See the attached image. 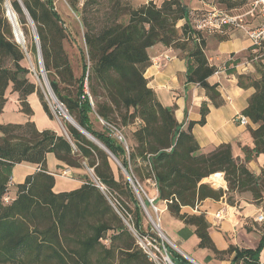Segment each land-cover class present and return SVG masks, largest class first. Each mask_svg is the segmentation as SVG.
Masks as SVG:
<instances>
[{
  "label": "trees",
  "instance_id": "obj_1",
  "mask_svg": "<svg viewBox=\"0 0 264 264\" xmlns=\"http://www.w3.org/2000/svg\"><path fill=\"white\" fill-rule=\"evenodd\" d=\"M54 1L10 0V7L25 40L31 42L28 19L35 28L44 72L57 102L103 149L68 122L63 124L67 137L50 130L39 132L31 121L0 124V264H154L129 231L147 237L141 206V202L146 208L150 205L146 183L156 193L152 204H166L169 214L184 226L179 236L188 239L194 235L198 249L210 253L207 261L232 258L230 264H261L264 232L255 249L229 245L220 251L209 236L205 214L182 210L193 209L205 200L219 202L224 197L232 207V192L249 193L257 205L264 198V169L256 176L246 168L253 159L264 157V54H252L250 47L247 60L254 72L236 75L240 89L254 90L241 113L255 126L248 129L252 147L241 149V161L233 158L229 144L205 154L191 130L205 124L207 105H201L199 121L188 123L183 130L175 120V108L162 106L148 87L144 77L150 66L148 50L161 45L185 53V82L197 85L212 105L219 107L217 86L207 82L216 67L210 66L206 58V37L225 42L230 29L211 34L197 31L195 21L207 12H191L181 0H164L158 7L148 1L138 8L110 0L108 23L93 30L88 8L98 0H64L85 30L86 54L81 52V75L75 78L63 47L70 32ZM214 2L228 11L245 4ZM4 3L0 0V113L10 92L18 96L20 113L32 117L27 99L35 94L44 114L52 120V101L45 99L28 78L29 70L22 66L24 51L15 38L13 41L11 25L4 17ZM121 16L126 22L118 21ZM179 22L183 23L177 28ZM29 51L36 55L33 42ZM236 63L229 61L226 65ZM228 72L235 73L233 68ZM130 126L133 130L129 140L120 128ZM47 154L54 155L58 169L87 170L95 180L84 175L78 189L55 194V180L46 167ZM19 164L37 166L38 171L16 185L14 197L5 203L12 169ZM215 174H223L222 187L214 189L202 182ZM148 238L160 252L165 251L172 264H191L156 234Z\"/></svg>",
  "mask_w": 264,
  "mask_h": 264
},
{
  "label": "crops",
  "instance_id": "obj_2",
  "mask_svg": "<svg viewBox=\"0 0 264 264\" xmlns=\"http://www.w3.org/2000/svg\"><path fill=\"white\" fill-rule=\"evenodd\" d=\"M148 1H152L155 4V0H146L144 4H146ZM181 1L191 12H209L218 8L226 9L224 5L217 4L214 2V0ZM232 1H244L245 4L243 6L235 8L241 9L246 6L250 0ZM259 23V20H253L247 24V29H254L259 25ZM179 25L181 26L182 23ZM250 47V41L247 38L245 32L242 30L230 31L228 33V40L221 43L217 42L212 36L206 37L205 55L209 65L216 67L215 74L211 76L207 82L209 85L217 86V91L221 99V105L219 107L213 106L206 97L205 92L197 85L187 84L185 82V53H180L178 51L165 48L161 45H156L148 50L150 66L147 68L144 74V77L148 82V87L154 91L159 103L162 106L175 108V120L178 124L182 125L183 130L186 129L188 123L199 121L200 107L203 103L207 105L208 114L205 119V124L203 126L195 125L191 130V133L197 141L202 153L206 154L222 144H229L231 146L233 158L241 161L243 159L241 149L245 146L252 147V140L248 129H255V126L249 120L246 126H239L234 122V118L237 115H241L242 111L247 107L248 99L254 92L253 89H240L237 85L236 79V75L253 74L254 72L251 62L247 60ZM234 60H237L238 63H236V65L231 64L229 67H227L226 63L229 61L233 62ZM262 63L264 64V59L262 60ZM232 68L235 73L228 72V70ZM10 101L15 105L16 111L20 113L18 96L10 92L7 93V102L2 113H4L6 106ZM27 102L33 113L42 109L35 94L29 96ZM25 119L26 120L23 124L31 121L34 123L37 131L40 132L45 130L44 126L42 125L45 124L44 118L40 117L39 121H35L33 116L30 118L26 117ZM58 165L59 163L54 156L51 158L50 154L46 155L47 171L54 177L55 183L57 179H62L64 182L61 184L68 185L72 190L78 189L83 184L82 176L88 175L87 170H72L65 167L58 169ZM55 168L56 170H54ZM246 168L250 173L256 176L259 175L260 171L264 169V157L261 155L253 159L246 164ZM37 171L38 167L34 165H16L12 169L11 179L8 184L10 185L9 189L15 190L16 185H18L16 182L22 184L27 176L33 175ZM221 185L222 180L220 178V182L217 184V186ZM53 192L55 194L61 193V191H55V184L53 187ZM155 196L156 193H154L152 199H154ZM242 202L247 204L245 205L246 207L252 208L249 214L246 213L245 208L242 207ZM161 204L167 211L166 204L164 202ZM222 208H227V215L226 213L224 215L223 212V220L216 221L219 224V230L223 231L224 234H228L230 232L233 235V242L236 244V247L242 249H255L258 246L261 236L264 232V222H255L256 216L264 213V198L260 201V204L257 205L249 193H244L235 196L232 207L227 205V203L223 202L222 200L219 202L205 200L193 209L184 208L182 212L188 214L203 213L206 215V213L213 212V210H215L214 212L216 213L217 211L222 210ZM225 216H227V219L224 221V218H226ZM209 217H211V215H209ZM180 224V229L176 231V241L175 243L172 241L171 242L175 245L177 250L188 259L185 253L179 249V245H182L183 242L187 240L183 239V237L179 236L178 234V232L184 227L181 222ZM244 231H246V234ZM211 239L214 241L216 247L220 248V250H225L229 246L228 245L225 248H222L221 246L223 245L217 234L216 237L212 236ZM217 244H219V246ZM197 245L196 249L202 250L198 249ZM209 255L210 253L208 252L207 256L204 257L203 264H209L211 260H215L212 258L210 261H207L206 258ZM231 259L232 258H229L222 262L224 264H228L230 263ZM191 263L198 264L195 261ZM260 263L264 264V247L260 253Z\"/></svg>",
  "mask_w": 264,
  "mask_h": 264
},
{
  "label": "rangeland",
  "instance_id": "obj_3",
  "mask_svg": "<svg viewBox=\"0 0 264 264\" xmlns=\"http://www.w3.org/2000/svg\"><path fill=\"white\" fill-rule=\"evenodd\" d=\"M145 1L146 0H121L120 4L122 6L129 5L130 7L138 8L141 5H143ZM162 2H163V0H155V5L158 7L161 5ZM8 3H9V8L11 9L10 0H8ZM81 4H82V2H81ZM54 7H55L56 11L58 12V14L60 15L61 19L63 20L65 26L67 27V29L70 32V39L67 38L63 42V47H64L65 53L68 56V60H69L70 65H71L73 75L75 78H78L81 75V52L83 51L86 54V50H85V46H84V42H83V34H84L85 30H83V28L80 25L79 19L76 17L75 14H73V12L70 10L69 6L67 5V3L64 0H55L54 1ZM110 7H111L110 0H98V3L96 5H92L90 8H88V18H89V22H90V25L92 26L93 30H99L100 28L104 27L106 25V23H108L109 18L111 16ZM4 9H5V5H4ZM218 9L219 10H226L223 8H218ZM10 11L12 12V10H10ZM226 11H228V10H226ZM5 13H6V11H5ZM13 15H14V13H13ZM15 19H16V17H15ZM126 20L127 19L124 16H121L118 19V21L122 22V23L126 22ZM180 23H183V22H179L177 24V28H179ZM17 27H18L19 33L22 34L19 26H17ZM30 38H31V42L25 40V38L23 37V40H24L23 41L24 42L23 47L18 45L24 51V60L22 61V66L29 70L30 75L28 76V78L31 81H33L39 87L43 96L47 100L45 87H44V84H43V81L41 78V73L39 71V65L37 62V57H36V55L33 56L29 51L31 43L32 42L34 43L32 32H31ZM13 41H14V37H13ZM15 41H16V39H15ZM86 92H87V90H86ZM53 105H54L53 102L51 104H49L50 111H51V114L53 116L52 120H50L46 117V115L43 113L42 109L40 111H35L33 113V118L35 121H39L40 117L44 118L45 124H42V125L44 126L45 130H50V131H53L57 134H60L61 136H64L66 131H65L63 124H64V122H67V120L64 118V116L61 112L58 113V110H56L55 107H53ZM63 111H64V109H63ZM25 118L26 117H24L22 114H20L16 111L15 105L10 101L6 106L4 113L0 114V124H23L24 121L26 120ZM132 130H133L132 126L124 127V128L122 127V128H120V133H123L127 137V139L130 140V132ZM120 133L117 132V135L119 136ZM118 139L122 140L121 135L118 137ZM53 156H54L53 154H50L51 158H53ZM54 170H56V168ZM87 174L89 175V177L92 181L95 180L90 171H88ZM210 177L203 180L202 182L206 183V184H212L211 183L212 177L211 178ZM62 182H64V180H62V179L56 180L55 191H57V192H59V191H61V192L72 191V189L68 185L61 184ZM16 184H21V183L16 182ZM146 185H147V183L144 185V189L147 192L146 197L148 198V200H151L153 198V195H154L153 189L150 186V184H148L147 186ZM211 186H212V188L217 189V187H214L213 185H211ZM8 193H9L10 197L13 198L14 194H15V190L9 189ZM103 193L105 195L104 191H103ZM237 194L240 195L243 193L232 192L229 194V196H230L229 198L232 199V201L234 202L235 196ZM136 195H137L138 199L140 200L138 193H136ZM222 201L226 202L225 197H224V199H222ZM109 203L113 207V210L115 211V213L117 215H119V217H120V214H119L117 208L115 207V205L111 201H109ZM245 205H247V204L242 202V207H244L246 210L245 212L249 214L250 211L252 210V208L246 207ZM142 210H143L142 225H143V230H144L147 237L137 236L132 231V229H129V231L134 236V238L136 240V244L138 245V247L143 251L144 254H146V256L149 259H152L150 261H152L154 264H171L166 260L168 257L167 254L164 251L160 252L158 250L157 246L155 245V243L153 241H151L148 238V236L156 234L164 244L168 245L171 249H173L175 251V249H177V248L175 247V245L173 243H175L176 238H177L176 237V231L178 229H180V227H181L180 222L177 219L173 218L169 214V212L166 211L165 207L161 203H157L156 206L153 204L152 205L150 204L148 208H146L144 206V207H142ZM214 211L215 210H213V212H208V213L205 212L206 213L205 218L207 219V222L210 225L209 226V233H210L211 238H212V236L216 237V234H217L218 237L220 238L222 245H223V246H221L222 248H225L228 245L235 246L236 244L233 242V235L230 232L228 234H224L223 231L219 230V227H218L219 224L213 218V216L215 214ZM222 211L224 212V215H225V213L227 215V208H222ZM210 213H212V214H210ZM209 215H211V217H209ZM225 217L226 218H224V221L227 219V216H225ZM121 220L123 221V223L125 225H128L124 218ZM155 225H158L161 233L166 238H168L170 240L169 244L166 243L165 240L159 235V232L156 230ZM244 232L246 234V231H244ZM109 234H111V233H108V235ZM213 243H214V241H213ZM196 245H197L196 237L192 236L189 239H187L185 242H183L182 245H179V249L185 253V255L188 257L189 260H193V261L197 262L198 264H203L204 257L207 256L208 252L203 251V250H197ZM214 245H215V243H214ZM217 245L219 246V244H217ZM106 246H108V245H106ZM215 247H216V245H215ZM216 249L220 250V248H218V247H216ZM175 252H177V251H175ZM188 259H186V260H188ZM209 264H224V263L222 261L215 259V260H211ZM228 264H230V263H228Z\"/></svg>",
  "mask_w": 264,
  "mask_h": 264
},
{
  "label": "built area",
  "instance_id": "obj_4",
  "mask_svg": "<svg viewBox=\"0 0 264 264\" xmlns=\"http://www.w3.org/2000/svg\"><path fill=\"white\" fill-rule=\"evenodd\" d=\"M253 20H259L260 21L259 25L254 29L251 30L247 29V24ZM223 28L230 29V31L232 30L244 31L247 38L250 41L252 53L255 54L257 52H260L261 55L264 54V0H250L248 4L241 9H234L229 11L213 9L212 11L207 12L206 15L203 16V18L197 19L195 21V29L197 31L206 32L208 34L214 32H221ZM234 122L237 123L239 126H246L248 124V119L242 115H237L234 118ZM119 136L117 135V138ZM215 175H220V178L223 182V174H215ZM211 183L212 184L210 185H213L214 187L217 188L222 187V186H217L212 181ZM96 185L100 187L98 183H96ZM9 187L10 185L7 186L8 190ZM101 189L103 191L102 187ZM11 199L12 197H10L9 193L7 192L3 198V201L5 203H9ZM153 200L154 199L148 200L151 205L153 203ZM213 217L215 221H222L224 217L223 211L222 210L217 211ZM255 222L263 223L264 213H261L258 216H256Z\"/></svg>",
  "mask_w": 264,
  "mask_h": 264
},
{
  "label": "water",
  "instance_id": "obj_5",
  "mask_svg": "<svg viewBox=\"0 0 264 264\" xmlns=\"http://www.w3.org/2000/svg\"><path fill=\"white\" fill-rule=\"evenodd\" d=\"M25 12V11H24ZM10 13V12H9ZM7 15H8V12H7ZM7 15H5V17L7 18L8 22L10 23L11 27H12V32H13V35H14V38L16 39V32L17 34L20 36V38L23 40V36L21 33H19L18 31V24H17V21L15 19V16L13 15L12 13V18L14 20V25L11 23V20L7 17ZM27 16V15H26ZM29 23H30V26H31V32H32V35H33V39H34V45H35V50H36V57H37V62H38V65H39V71L41 73V78H42V81H43V84H44V87H45V91H46V98L47 99H50L54 105H55V109L58 110V113H62L64 118L67 120V122L72 125L75 129H77L80 133H82L87 139H89L90 141L92 142H95L94 139L89 135L87 134L85 131H83L69 116L68 114L63 111V107L61 105H59V103L57 102L55 96L53 95L52 91H51V88L49 86V83L47 81V78H46V75H45V72H44V67H43V62H42V57H41V52H40V46H39V41H38V38H37V35H36V32H35V28L32 24V22L30 21V19H28ZM14 26H16L15 30H14ZM17 30V31H16ZM24 41V40H23ZM16 42V41H15ZM17 45H19L17 42H16ZM65 137H67L66 133L64 135ZM95 144H97V146H99L100 148L103 149V147H101L98 143L95 142ZM97 188L100 189V191L102 192V189L101 187H98ZM141 202V201H140ZM141 205L142 207H144L143 203L141 202ZM156 227V230L159 232V235L165 240L166 243H170L169 240L161 233V231L159 230V226L158 225H155ZM175 251H177L180 255H182L183 257H185L180 251H178L177 249H175ZM186 258V257H185ZM187 259V258H186ZM189 260V259H188ZM167 261L170 262V260L168 259L167 257ZM190 262H192L191 260H189ZM171 263V262H170Z\"/></svg>",
  "mask_w": 264,
  "mask_h": 264
},
{
  "label": "bare ground",
  "instance_id": "obj_6",
  "mask_svg": "<svg viewBox=\"0 0 264 264\" xmlns=\"http://www.w3.org/2000/svg\"><path fill=\"white\" fill-rule=\"evenodd\" d=\"M4 5H5V11H6L5 15H7V12H8L7 17L11 20V23L13 24V23H14V20H13V18H12V12L10 11L11 9L9 8L8 0H5ZM9 12H10V13H9ZM13 25H14V24H13ZM15 28H16V26H14V30H15ZM16 31H17V30H16ZM16 42H17L20 46L23 47L24 42H23V40L20 38V36L17 34V32H16ZM212 182H214V184H216V185L219 184V182H220V175H213V176H212Z\"/></svg>",
  "mask_w": 264,
  "mask_h": 264
}]
</instances>
